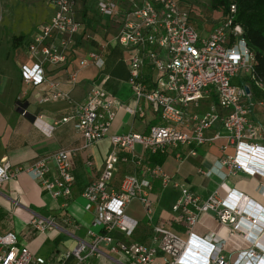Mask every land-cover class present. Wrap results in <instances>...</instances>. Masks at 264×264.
<instances>
[{"label":"built area","instance_id":"obj_1","mask_svg":"<svg viewBox=\"0 0 264 264\" xmlns=\"http://www.w3.org/2000/svg\"><path fill=\"white\" fill-rule=\"evenodd\" d=\"M48 4L54 10L52 18L28 47L38 63L33 68L23 67L21 70L23 82L27 85L38 86L46 82L45 64L67 61V52L81 28L76 18V0H48ZM97 9L102 16L119 20L115 41L130 53L129 84L137 104H150L167 126L152 127L144 135L129 133L111 138L112 152L100 177L83 193L86 210H95L96 213L93 227L88 232L91 241L79 244L58 264H69L72 259L76 264H89L91 259L102 257H118L114 260L117 264H157L159 258L160 264H256L264 258V252L259 255L250 250L240 254L232 263L223 255L226 242L213 233L205 239H199L193 233L206 214H213L222 226L231 230L232 235L244 234V224L257 226L254 213L249 217L252 212L242 207L244 198L241 200V196L226 183L220 187L225 197L216 191L202 201L185 185L174 182L160 166L146 165L144 177L126 176L117 192L109 191L120 163L143 166L136 155L138 147L152 155H165L171 149L176 150L177 158L185 160L180 148H189V156H196L194 147L222 138L235 149L233 156L221 161L222 167L232 175L241 172L264 178V128L252 120L255 103L249 90L234 84L242 73L250 76L260 87H263V82L256 80L254 75L257 61L243 37V28L233 23L236 7H231L229 19L208 37L199 33L190 12L175 0H131L128 6L102 1ZM91 66L104 68L101 53H91L79 63L80 69ZM147 69L154 74L152 90L143 76ZM77 77L78 71L70 74L72 85L77 83ZM214 99L217 103H212L204 115L194 116L195 125L190 127L188 118L191 111ZM57 100L73 103L69 95L61 92L44 97L41 103ZM115 106L108 92L98 86H92L85 104L75 106L76 129L84 139L85 150L108 137L116 117ZM118 106L130 114H142L140 108ZM40 124L39 118L35 125L41 127ZM217 124L221 129L213 138H206L205 134ZM226 149L224 147L223 151ZM73 155L72 151L62 150L28 168L13 166L9 162L0 163V188L26 174L55 199L69 200L74 185ZM52 167L56 168L55 176ZM200 173L208 174L206 171ZM154 180H159L163 188L173 186L181 191L173 212L183 222L188 240H182L164 227L154 226L149 246L129 241L139 226L138 221L126 214L134 200L140 201L146 219L152 224L154 204L150 197ZM261 193L264 195V189ZM31 224L40 232L53 225L52 222L41 224L37 221ZM210 245L213 252L202 254L203 248ZM0 264L49 263L33 255L27 247L19 246L16 234L7 233L0 235Z\"/></svg>","mask_w":264,"mask_h":264},{"label":"crops","instance_id":"obj_2","mask_svg":"<svg viewBox=\"0 0 264 264\" xmlns=\"http://www.w3.org/2000/svg\"><path fill=\"white\" fill-rule=\"evenodd\" d=\"M102 1L124 4L121 0H76V18L81 28L67 52V61L45 64L46 82L38 86L25 84L21 70L23 67L33 68L38 63L29 53L28 47L42 27L50 22L54 10L48 0L0 1V163L9 162L13 166L28 168L62 150L74 153L71 157L74 185L69 200L55 199L26 174L0 188V235L16 234L19 246L27 247L33 255L43 258L49 264H58L65 254L72 252L79 244L91 241L88 232L93 227L96 213L95 210H86L87 202L83 193L100 177L112 152L111 138L129 133L144 135L152 127L167 126L150 104H137L134 90L129 84L130 53L121 48L114 39L119 30V20L102 16L98 12L97 5ZM23 6L32 10V14L26 16L30 24L27 27L17 24V9ZM207 23L197 21L198 25L194 24L203 37H208L220 26L223 17L221 15L214 24ZM35 29V33L31 35ZM98 52L105 61L103 69L93 66L80 69L81 60ZM75 71H78L77 83L72 85L70 74ZM143 76L152 90L154 74L147 69ZM249 77L242 73L234 84L249 90L255 103L252 120L264 128V90L259 89L264 88V84L260 87ZM92 86L101 87L108 92L116 103V117L108 137L85 150L84 139L76 129L75 106L86 103ZM54 92L69 95L73 103L62 100L41 103L44 97ZM212 103L216 104L217 100L206 101L198 110H192L188 125L193 127L195 123L192 118L207 113ZM119 104L127 105L131 109L140 108L142 114H130L119 108ZM39 118L41 127L35 125ZM64 119L69 120L63 122ZM220 129L221 125L217 124L205 134L206 138H213ZM224 147L227 149L223 151ZM189 150L191 149L180 148L179 152L186 158L180 160L176 150L171 149L165 155H152L138 147L136 155L142 160L143 166L120 163L109 191L117 192L126 176L144 177V166L157 165V162L174 182L185 185L202 201L216 191L221 197H225L226 194L220 187L226 183L241 196V200L244 198L242 207L252 212L247 214L249 217L254 213V218L258 220L257 226L244 224V234L247 236L240 232L232 235L231 230L222 226L213 214H206L195 226L193 233L199 239H205L213 233L226 242L223 255L226 261L232 263L240 254L250 250L262 255L264 195L261 191L264 189V178L241 172L232 175L227 168L222 167L221 161L235 154L234 147L224 138L194 147L196 156H189ZM52 171L55 176L56 168L52 167ZM200 171L208 174L203 175ZM150 198L154 204L152 224L146 219L140 201L134 200L127 208L126 214L139 222L129 241L149 246L154 226L164 227L182 240H188L183 222L173 212V207L181 198V191L173 186L163 188L159 180H154ZM33 221L41 224L52 222L53 225L40 232L31 224ZM211 252L212 245L202 250L204 255ZM117 259L118 257L93 258L89 264H117L114 261ZM160 263L159 258L157 264ZM69 264L76 262L72 259ZM256 264H264V258Z\"/></svg>","mask_w":264,"mask_h":264},{"label":"trees","instance_id":"obj_3","mask_svg":"<svg viewBox=\"0 0 264 264\" xmlns=\"http://www.w3.org/2000/svg\"><path fill=\"white\" fill-rule=\"evenodd\" d=\"M211 5L221 13L223 23L231 16V7H236L233 23L243 28V37L257 61L254 75L264 84V0H212Z\"/></svg>","mask_w":264,"mask_h":264},{"label":"rangeland","instance_id":"obj_4","mask_svg":"<svg viewBox=\"0 0 264 264\" xmlns=\"http://www.w3.org/2000/svg\"><path fill=\"white\" fill-rule=\"evenodd\" d=\"M131 0H121V2H123L124 6H128V4L130 3ZM138 1V0H135ZM176 2L179 3V5L188 10L191 14L192 17V21L193 23L197 26V21H204L205 23H207V21H209L207 23V25H211L214 24L215 22H217L221 16V13L218 11H214L212 9V5H211V1L212 0H175ZM21 7V9H17V13L16 15L18 16L17 18V24L19 26H30L28 20H27V14H32V10L31 8L29 9V7ZM28 10V11H27ZM27 12V13H26ZM33 14H34V10H33ZM194 19V20H193ZM37 29V28H36ZM35 30L32 31L33 35L35 33ZM1 35V34H0ZM29 39H31L30 37H28ZM115 39V37H114Z\"/></svg>","mask_w":264,"mask_h":264}]
</instances>
